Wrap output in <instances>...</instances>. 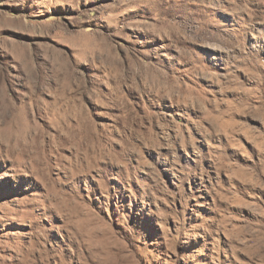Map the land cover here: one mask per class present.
I'll return each mask as SVG.
<instances>
[{"label":"rangeland","instance_id":"obj_1","mask_svg":"<svg viewBox=\"0 0 264 264\" xmlns=\"http://www.w3.org/2000/svg\"><path fill=\"white\" fill-rule=\"evenodd\" d=\"M0 264H264V0H0Z\"/></svg>","mask_w":264,"mask_h":264}]
</instances>
